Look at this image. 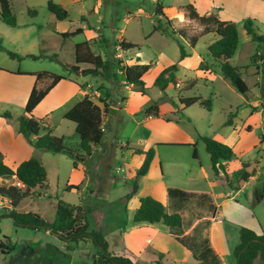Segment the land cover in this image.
I'll list each match as a JSON object with an SVG mask.
<instances>
[{"label": "rangeland", "instance_id": "1", "mask_svg": "<svg viewBox=\"0 0 264 264\" xmlns=\"http://www.w3.org/2000/svg\"><path fill=\"white\" fill-rule=\"evenodd\" d=\"M50 1L60 4L63 0H10L18 27L11 28L0 18V46L20 56L26 50L44 56L46 48L55 47L56 52L52 53L64 58L71 52L70 46L85 41L87 37L82 34L63 40L55 33L51 19L53 14L48 9ZM250 1L254 5V18L235 22L239 47L230 60L249 88L247 96L241 95L224 78L220 62L213 59L207 49L211 41L218 39L216 34L201 39L197 49V54L204 55L211 65L212 77L194 72L196 56H193L186 66L179 67L178 85H170L165 90L155 86L154 75L159 69L178 64L181 45L187 52L191 51L189 42L181 37L173 36L169 41L155 37L151 48H143L145 57L155 61L146 74V96L131 89L126 90L124 86L112 87L102 76H85L96 88L104 83L111 92L109 105L119 109L118 112H111L110 121H104L102 147L105 151H96L83 164L87 169L81 171V175L73 173L74 163L69 157L42 151L39 159L48 172V184L36 188L33 196L23 200L18 210L38 213L52 222L60 201L81 205L87 214L90 230L103 233L109 242L110 252L128 257L135 264H197L193 254L199 253L201 244L206 240L221 264H236L234 249L239 244L241 228H249L257 233L264 231V0ZM95 2L92 0V7L96 5ZM34 10L37 15L31 17L29 11ZM155 10L156 4L151 0H104L101 13L107 14L110 20L113 16L118 23L128 13L142 12L148 38L149 33L153 32ZM81 11L80 5L70 8L72 18H79ZM161 20L163 24L167 23L165 18ZM247 20H253L254 28L263 41L255 42L247 34L244 27ZM67 22L72 26L70 16ZM186 22L189 23L187 18ZM74 26L72 30L78 25ZM103 31L107 43H98L94 46V52L103 56L111 55L109 59H114L118 76L123 79L124 72L121 69L126 67L123 64L125 60L112 58V55L122 53L126 59H130L131 53L117 48L115 30L104 28ZM7 51H0V69H10L12 65L18 64H22L24 69L41 64L56 66L50 61H32L24 57L20 62L11 59ZM62 68V65H58L59 70ZM13 82L18 81L0 74V86ZM4 97L5 92L0 91V111L7 106ZM194 97L211 98V111L196 105L182 112L180 99ZM123 99L127 100L125 109L122 106ZM155 105L160 108V117L156 118L179 123L191 140L154 148V165L145 178L138 180V193L130 196L137 182V171L142 165L143 155L138 152L141 148L136 144L127 146L128 140L131 133L134 139L146 132L149 134L145 126L136 127L135 122L147 119L148 109ZM17 108L20 109L19 105ZM231 115H235V125L226 126ZM48 124L59 133H64L69 143L80 142L74 123L56 117ZM59 133L56 136L61 135ZM174 135L181 137L178 133ZM201 137L214 139L233 148L235 157L230 164L228 178L217 176L212 171L211 157ZM194 145L198 159L194 158ZM133 149L137 152H131ZM245 165L249 168L244 169ZM246 170L254 175L253 179L240 191H234ZM71 179L80 183L83 181L81 191H67V183ZM13 182L9 178L3 185H13ZM169 189H179L196 196L207 195L211 201L197 197L180 208L184 220L181 230H173L163 224L134 222V214L143 197H154L165 204L170 213L178 209L177 204L168 199ZM11 210L10 200L0 204V264H93L94 258L99 256V249L90 241L64 242L46 231L15 226L12 219L8 218ZM187 239H190L189 246L182 242Z\"/></svg>", "mask_w": 264, "mask_h": 264}, {"label": "trees", "instance_id": "2", "mask_svg": "<svg viewBox=\"0 0 264 264\" xmlns=\"http://www.w3.org/2000/svg\"><path fill=\"white\" fill-rule=\"evenodd\" d=\"M48 9L57 20L65 21L69 18V12L60 4L50 1ZM179 14L187 18L189 23L180 29H176L174 24L167 20L163 24L161 18H165L164 7L161 4L156 5L154 32H161L168 37H181L189 42L192 48H195L205 36L216 34L217 40L209 46L210 55L216 61L220 62L221 72L226 80L243 96H247L249 88L242 79L239 70L234 67L230 60L234 58L239 47V33L235 22L223 21L216 14L201 15L194 5H186L179 8ZM31 17L37 15V11H29ZM0 18L3 23L11 28L18 27L17 17L13 11L10 0H0ZM86 18L83 17V21ZM194 24L195 26H191ZM245 30L253 41H263L258 31L254 28L253 20H247L244 24ZM82 28L76 29L74 32L63 34L65 38L76 37L83 34ZM139 49V46L122 42L121 50L128 52ZM0 51H7L0 46ZM11 59L22 61L23 57L7 51ZM75 65L63 64L66 71L82 76H102L106 81L110 79L119 80L118 71L115 70V63L105 60L100 55H95L91 49L89 42L77 44L75 46ZM32 60H40L42 58L58 60L56 55L36 56L27 55ZM190 57V54L180 46V62ZM59 61V60H58ZM62 63V62H61ZM180 64L172 65L163 70L155 81V86L159 88H168L170 85H178L177 74ZM204 64L201 68H205ZM151 65H131L122 67L126 84L133 88L143 96L148 94V88L144 81V76L150 71ZM29 75L35 78V84L31 95L25 107V114L18 118L20 121V133L34 146L35 149L69 157L73 161V166L78 169L79 165L87 163L97 148L103 146L105 131L103 125L105 117L109 111V105L106 100H101L104 106L102 109L95 104L92 98L87 95L80 103H78L66 115L65 119L76 125V133L80 142L76 144L69 143L64 137L54 135L49 131L44 136H39L41 132V123L33 117V112L42 103V101L59 85L66 80V77L56 75L51 72H38ZM126 99H123L125 102ZM212 99L203 97L182 98L180 104L182 110L192 106H201L211 111ZM149 116L160 117V108L155 105L148 109ZM5 118L12 119L10 112L2 115ZM235 115H231L226 126L233 125ZM206 146V151L211 157L212 171L217 176L228 178L230 172V164L235 157L232 147L216 141L208 137H201ZM195 149V145H194ZM142 154V165L137 171V182L135 183L133 192L130 196H134L139 191L138 180L148 175L151 165L156 157V150L151 149ZM194 158L198 159L197 151L194 150ZM249 166L245 165L244 169ZM16 176L25 186L24 190L15 186H5L0 184V194L11 201L12 210L8 214V218L12 219L17 227L30 229L35 231H46L70 243H86L91 242L99 249V256L94 258L93 264H135L133 260L125 256H118L110 252V245L106 237L101 231H91L90 223L84 208L81 205H72L70 203L60 201L57 205V214L54 221H48L38 213L19 211L18 208L23 200L33 196V191L48 184V172L43 163L33 158L23 162L16 171H13L4 162L3 154L0 151V181L6 178ZM254 175L247 170L241 175L239 186L234 191H240ZM229 180V179H228ZM231 184V181H229ZM233 188V185H231ZM82 185H68L67 191H81ZM168 199L177 204L176 210L168 212L167 206L152 196L140 199V205L134 214V222L137 224L156 225L163 224L173 230H181L184 226V220L180 213L186 203L199 197L205 201H211V197L207 195L196 196L179 189H169ZM189 240L182 242L189 246ZM203 245V246H202ZM197 264H221L219 257L214 253L206 240L201 244L198 254H193ZM234 257L236 264H264V231L257 233L249 228H241L239 232V244L234 249Z\"/></svg>", "mask_w": 264, "mask_h": 264}, {"label": "crops", "instance_id": "3", "mask_svg": "<svg viewBox=\"0 0 264 264\" xmlns=\"http://www.w3.org/2000/svg\"><path fill=\"white\" fill-rule=\"evenodd\" d=\"M95 6L92 7V0H63L60 5L64 7L68 12L71 18L72 26L78 25L76 29L82 28L84 30L82 35H85L87 39L85 41L77 42L74 46H70L71 52L64 58H61L57 55L55 47H48L44 56L51 57L56 55L58 60H52L43 58L42 60H32V61H50L55 63L56 66L50 64L45 65L41 64L40 66L32 67L31 69H24L21 65H12L10 69H0V74H5L12 79L17 80L18 82H13L7 86H0V91L5 92V104L7 105L5 109L0 111V151L3 154L5 164L10 167L13 171H16L18 167L25 161L36 158L40 162H42L39 158L41 153L40 150L34 148V146L20 133L19 125L17 121L19 117L25 114V107L31 95L32 89L35 84V78L29 75H19V73L23 74H33L38 72H51L56 75H61L66 77V80L61 82L51 93L42 101V103L35 109L33 112V117L35 120L41 123V132L40 137L46 135L49 131H52L54 135L59 133L55 127L53 129L48 126V123H52L56 117L66 120L65 115L72 110L78 103H80L87 95H89L92 100L104 109L101 100H106L109 105V98L111 96V92L107 87H105L104 83H101L98 88L95 87L94 84L90 83L85 76L78 75L75 73L67 72L58 69V65L67 64V65H75L76 56H75V46L77 44L89 42L91 44V49L95 55H100L105 60L114 61V59H109L111 55L96 54L94 52V46L102 44L103 42L107 43V38L104 36L103 29H113L116 31V40L119 45L117 48L121 50V43L126 42L136 46H139V49L131 50L134 53L130 52V59H126L122 53H117L116 55H112V58H120L124 59L126 66L131 65H152L154 64L153 59H147L145 57V52L143 48H151L153 46V40L155 37L163 39L164 41H169L171 38L163 35L161 32H153L149 33V37L146 38V30L143 23V13L137 12L136 14L128 13L122 21L116 22V18L111 16V20L107 19V14L103 15L101 13V9L103 8L104 0H95ZM153 3L161 4L164 7L165 19L171 21L174 24L176 29H180L181 27L187 24L186 18L182 17L179 14V8L186 5H194L201 15H210L216 14L223 21H232L238 23L239 21H245L247 18H254L252 13L254 12V5L250 0H151ZM92 4V5H91ZM80 5L82 11L80 12L79 18H72L70 8H76V6ZM170 13V14H169ZM156 14V10H155ZM154 14V17H155ZM52 24L55 27L54 31L57 35L63 37V34H70L75 30H72V26L68 24V20L59 21L56 17L52 16ZM83 17L86 19L83 21ZM34 25V24H32ZM96 25L98 27H96ZM121 25V27H120ZM136 25V27H135ZM155 25V21H154ZM75 27V26H74ZM63 40H69L72 38H65ZM214 41H211L207 46L209 50V46ZM116 44V45H117ZM199 44V43H198ZM34 46V45H33ZM38 47V45L36 44ZM188 46L191 48V51L188 52L190 57L186 60L180 62V66L184 67L193 58L196 56V66L194 72L200 73L205 77H212L213 71L211 69V65L206 61L204 55L197 54L198 45L195 48H192L188 43ZM185 48V47H184ZM40 49V48H39ZM186 49V48H185ZM23 55L21 57L27 58L26 56L36 55L33 54V51L26 50L23 51ZM38 56V55H36ZM60 58V59H59ZM30 59V58H28ZM62 62V64H61ZM133 63V64H132ZM204 64L206 67L203 69L201 65ZM170 67V66H169ZM168 68L167 66L159 69L154 78L160 75V73ZM116 70V69H115ZM118 71V70H116ZM146 75L144 76L145 81ZM155 79V81H156ZM112 85V87L119 88L124 86L126 90H133L132 87L126 84L125 79L120 78L119 80L110 79L107 81ZM195 83V81H193ZM179 87L182 88V85L179 84ZM164 88L163 90H165ZM127 101V100H126ZM124 104V105H123ZM122 106L125 109V102H123ZM19 105V108L18 107ZM17 106V107H14ZM182 108V107H181ZM182 110V109H181ZM119 109L116 107H112L109 105V111L107 116L105 117L106 121H110L111 112H118ZM6 112H10L13 116L12 119L5 118L2 115ZM142 112V111H140ZM184 112V111H182ZM136 127L143 125L146 130H149V134L147 132L139 135L138 138H132L133 134H130L129 144H136L141 149L139 151L146 153L151 149L166 145V144H182L181 142L190 141L189 136L185 132V130L181 127V125L173 120H165L164 118H156L153 116H148L147 119L141 122H135ZM235 123L233 121L234 126ZM105 130V126L103 125ZM71 130V128H67ZM76 131V130H75ZM72 132V130H71ZM74 132V130H73ZM174 133H178L181 137L178 138L174 135ZM61 135H57L58 137H65L64 133H59ZM136 142V143H135ZM104 145V142H103ZM229 146V145H228ZM104 147V146H103ZM103 147L97 148L96 151L105 150ZM94 152V153H95ZM131 152L135 153L137 150L133 149ZM45 153V152H44ZM142 155V154H141ZM144 157V156H142ZM156 159V157H155ZM154 159V161H155ZM154 161L151 165H154ZM74 168V166H73ZM150 168V170H151ZM85 165H79L78 169L74 168L73 173L76 175H81V171H86ZM150 172V171H149ZM149 174V173H148ZM147 176V175H146ZM145 176V177H146ZM143 177V178H145ZM7 179V178H6ZM6 179H2L1 183ZM253 179V178H252ZM81 181H73L72 179L68 181V185H82ZM35 189L34 191H36ZM140 190V189H139ZM168 193V191H167Z\"/></svg>", "mask_w": 264, "mask_h": 264}, {"label": "built area", "instance_id": "4", "mask_svg": "<svg viewBox=\"0 0 264 264\" xmlns=\"http://www.w3.org/2000/svg\"><path fill=\"white\" fill-rule=\"evenodd\" d=\"M103 131H105L104 128H103ZM8 179L9 178H7L6 180H8ZM11 180H14L13 185H8V186H15V187H17L18 189H21V190H24L26 188V186L16 176L12 177ZM0 184L3 185V182L1 183V181H0ZM8 200H9L8 198L3 197L0 194V204H3L4 201H8Z\"/></svg>", "mask_w": 264, "mask_h": 264}, {"label": "water", "instance_id": "5", "mask_svg": "<svg viewBox=\"0 0 264 264\" xmlns=\"http://www.w3.org/2000/svg\"><path fill=\"white\" fill-rule=\"evenodd\" d=\"M17 124L20 125V121H17Z\"/></svg>", "mask_w": 264, "mask_h": 264}]
</instances>
